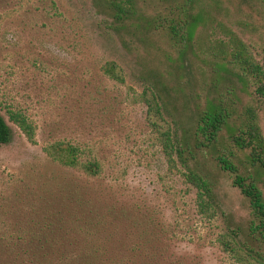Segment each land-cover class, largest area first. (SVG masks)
<instances>
[{
    "label": "rangeland",
    "instance_id": "rangeland-1",
    "mask_svg": "<svg viewBox=\"0 0 264 264\" xmlns=\"http://www.w3.org/2000/svg\"><path fill=\"white\" fill-rule=\"evenodd\" d=\"M133 1L140 21L135 16L131 25L126 21L114 28L92 0H0V113L7 119L1 105L20 106L37 127V142L31 144L9 123L12 139L0 146V227L23 199L14 195L13 181L52 177L57 169L42 144L66 139L89 145L101 159L104 170L96 187L113 191L119 205L140 206L167 227V256H180L186 264H239L216 237L227 226L247 224L248 201L229 175L219 173L215 193L221 213L211 220L198 215L195 189L180 172L167 170L146 107L130 95L160 78L170 90L168 119L173 128H186L194 102L203 101L212 83L217 70L212 53L220 40L231 46L242 42L254 60L264 63V0H196L190 9L197 17L192 41L177 43L165 31L183 17L182 0ZM179 51L185 53L186 68L177 71ZM107 60L121 66L124 84L102 73ZM178 72L184 95L176 86ZM228 72L219 90L232 89L228 103L233 102L236 115L253 110L264 137V98L249 80L237 78L236 66ZM221 134L219 148L232 151L227 132Z\"/></svg>",
    "mask_w": 264,
    "mask_h": 264
},
{
    "label": "trees",
    "instance_id": "trees-1",
    "mask_svg": "<svg viewBox=\"0 0 264 264\" xmlns=\"http://www.w3.org/2000/svg\"><path fill=\"white\" fill-rule=\"evenodd\" d=\"M182 1L183 17L170 22L165 31L175 43L192 41L197 23L190 14L196 0ZM92 2L108 16L111 27L125 26L135 16L140 21L133 0ZM219 42L212 53L217 70L203 101L194 102L186 128H173L168 119L172 118L167 108L170 90L160 78L143 84L140 92L132 89L130 96L132 102L146 107V119L167 170L180 172L195 189L196 212L203 219L221 213L215 193L218 174L231 177L232 185L248 201L250 219L245 226H227L216 240L237 263L264 264V137L253 110L236 115L233 102L228 103L232 89L219 90L226 78L223 73L236 66L237 78L249 80L253 92L264 98V63L254 60L242 42L234 46ZM178 57L176 70H184L185 53L179 51ZM101 70L115 83H125L116 61H105ZM182 78L179 72L175 76L184 95ZM1 106L7 119L0 113V146L12 139L9 123L35 144L37 127L27 111L14 104ZM222 131L227 132L232 151L219 148ZM41 150L57 171L49 178L39 175L13 181L14 195L21 193L23 199L0 227V264H186L180 256H167L170 233L163 223L138 205H119L113 191L95 186L104 166L89 145L59 139L43 143ZM29 170L33 173L35 168Z\"/></svg>",
    "mask_w": 264,
    "mask_h": 264
}]
</instances>
